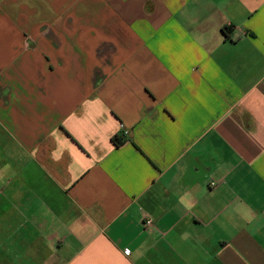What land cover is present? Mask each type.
Listing matches in <instances>:
<instances>
[{
    "label": "crops",
    "instance_id": "crops-1",
    "mask_svg": "<svg viewBox=\"0 0 264 264\" xmlns=\"http://www.w3.org/2000/svg\"><path fill=\"white\" fill-rule=\"evenodd\" d=\"M0 264H264V0H0Z\"/></svg>",
    "mask_w": 264,
    "mask_h": 264
},
{
    "label": "built area",
    "instance_id": "built-area-1",
    "mask_svg": "<svg viewBox=\"0 0 264 264\" xmlns=\"http://www.w3.org/2000/svg\"><path fill=\"white\" fill-rule=\"evenodd\" d=\"M144 223H145V226L148 228V227H152L153 226V221L152 219L146 217L144 219ZM125 254L128 255L129 254V251H125Z\"/></svg>",
    "mask_w": 264,
    "mask_h": 264
},
{
    "label": "trees",
    "instance_id": "trees-1",
    "mask_svg": "<svg viewBox=\"0 0 264 264\" xmlns=\"http://www.w3.org/2000/svg\"><path fill=\"white\" fill-rule=\"evenodd\" d=\"M228 32H230V29L229 28H225L224 29V33L226 35H228ZM113 141L116 144V146H119V145H122L123 144V142L118 141L117 138H115V137L113 138Z\"/></svg>",
    "mask_w": 264,
    "mask_h": 264
}]
</instances>
